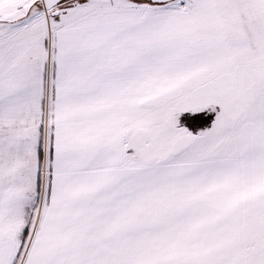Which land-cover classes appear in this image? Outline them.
I'll use <instances>...</instances> for the list:
<instances>
[{"label": "snow or ice", "instance_id": "obj_1", "mask_svg": "<svg viewBox=\"0 0 264 264\" xmlns=\"http://www.w3.org/2000/svg\"><path fill=\"white\" fill-rule=\"evenodd\" d=\"M0 264H264V0H0Z\"/></svg>", "mask_w": 264, "mask_h": 264}]
</instances>
